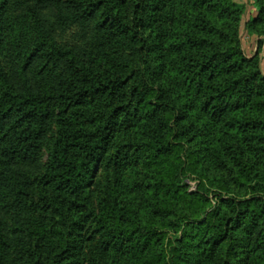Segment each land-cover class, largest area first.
<instances>
[{
    "label": "trees",
    "instance_id": "16d2710c",
    "mask_svg": "<svg viewBox=\"0 0 264 264\" xmlns=\"http://www.w3.org/2000/svg\"><path fill=\"white\" fill-rule=\"evenodd\" d=\"M254 3L246 28L264 35ZM245 12L0 0V264H189L192 248L194 264H264V73L241 49ZM207 189L229 195L210 213Z\"/></svg>",
    "mask_w": 264,
    "mask_h": 264
},
{
    "label": "rangeland",
    "instance_id": "374dc122",
    "mask_svg": "<svg viewBox=\"0 0 264 264\" xmlns=\"http://www.w3.org/2000/svg\"><path fill=\"white\" fill-rule=\"evenodd\" d=\"M234 1L241 4V5H244L246 7V12L242 16L241 32H240L242 52L249 59H252L254 57H258L260 59L261 68H262V71L264 73V35H259L257 33H250L246 28V23L258 15V8L254 3L255 0H234ZM202 119L205 121L208 120V117L206 116V114L202 115ZM52 136H54V133L52 134ZM200 140H201V138L199 137L198 142H200ZM52 143H53V137H50V140L47 143V145L43 151V163L44 164L46 163L47 154H48V151L52 147ZM100 166H101V168H100ZM102 167H103V165L101 163L98 167V170L96 171L97 174L96 173L94 174V178L96 175L95 180L107 179L106 175H105L106 170H104V173H103ZM183 183L187 185V192L188 193L196 194L197 192H200L199 180H198V177L194 173L188 172L187 174H185ZM207 188H210V187H207ZM207 191H208V193H207L208 198L211 202L210 203L211 207H210V209H208L207 213H210L212 210L217 208L221 204V202H222L221 200L223 198L227 199L229 197V195H227L226 193H221L218 189H212V190L207 189ZM98 195H99V191H95L93 193V199H95ZM35 200L41 201L40 193H38L35 196ZM206 215L207 214H205V215L203 214L202 216L200 215V218L198 220L195 219V221L192 219L187 220L186 222H184V225L186 223L202 222L206 218ZM181 230H178L177 233H175L172 230L170 231L168 229H165V230L163 229L164 232L168 233V237L172 242H175V240L180 236ZM86 232L87 231H85V233ZM83 246L86 247V243H83ZM176 246H178V249L180 248V246L178 244ZM197 251L198 250L194 249V248L189 250V253L187 255L188 260L190 261L189 264H194L192 255Z\"/></svg>",
    "mask_w": 264,
    "mask_h": 264
}]
</instances>
